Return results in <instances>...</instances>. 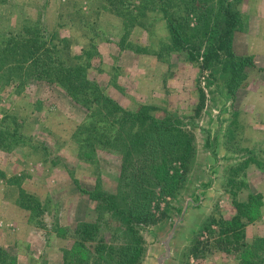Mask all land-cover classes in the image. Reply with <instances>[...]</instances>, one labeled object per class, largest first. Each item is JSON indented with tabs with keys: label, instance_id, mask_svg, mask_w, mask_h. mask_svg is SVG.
<instances>
[{
	"label": "rangeland",
	"instance_id": "1",
	"mask_svg": "<svg viewBox=\"0 0 264 264\" xmlns=\"http://www.w3.org/2000/svg\"><path fill=\"white\" fill-rule=\"evenodd\" d=\"M3 1L0 37L40 16L51 45L69 55H82L89 64L88 78L102 90L131 110L151 95L152 115L177 120V128L190 138L186 168L177 161L163 165L160 178L153 181L157 185L150 205L153 221L131 223L142 246L136 264H148L153 250L145 227L158 229L166 223L171 204L185 191L202 159V135L193 123L215 125L223 100L209 85L215 80L223 86L229 110L222 115L220 150L239 159L224 167L221 190L211 194L206 214L182 244L177 264H264V239L256 238L264 233L260 230L264 229V0L232 1L240 27L206 68L201 67V55L192 61L185 53L165 49L170 36L157 0ZM169 4L172 11L182 3L169 0ZM195 5L198 12L208 8L200 1ZM178 11L195 25L198 15ZM220 28L221 24L213 26L203 38L201 51L215 45ZM247 50L259 59L230 91V75L223 81L216 72L229 51L248 55ZM27 79L0 75V126L4 116L9 117L4 123L21 140L11 144V150L0 148V249L10 258L8 264H65L64 250L72 264L124 263L129 254L121 250L128 240L125 225L99 210L101 202L82 191L99 187L106 194L118 188L122 152L107 142L114 123L96 121L90 115L93 107H82L58 83ZM23 197H33L45 212L34 215L19 205ZM233 211L240 215L233 222L245 226L237 234L226 232L233 230ZM259 217L261 227L257 223L247 230V224ZM83 222L95 223L93 243L84 241L85 235L77 230ZM100 241L115 247L118 258L103 262L106 252L98 263L94 246Z\"/></svg>",
	"mask_w": 264,
	"mask_h": 264
},
{
	"label": "trees",
	"instance_id": "2",
	"mask_svg": "<svg viewBox=\"0 0 264 264\" xmlns=\"http://www.w3.org/2000/svg\"><path fill=\"white\" fill-rule=\"evenodd\" d=\"M157 1L162 3L160 11L170 36L165 49L185 53L187 59L192 61L200 60L201 55L202 68L209 67L212 60L218 56V52L226 49L234 31L240 27L239 11L232 4V1L237 0H180L182 4L172 11L170 8L173 6L169 7V0ZM198 1L208 5L206 12H198L199 7L195 5ZM174 6L176 7V4ZM181 9L188 14L198 15L195 25H190L189 16L178 11ZM219 24L220 36L215 45L201 51L199 47L203 43V38L206 39L213 32V26ZM54 37L59 41H66L58 36ZM228 53L220 71L222 75H230L227 85L229 90L233 91L244 77L245 69L254 62L251 55H236L230 51ZM160 55L161 52L157 53V56ZM88 67L89 64L83 60L82 55H69V51L63 53L59 51L58 45H51L50 39L46 38L45 28L41 27L40 16L33 23L27 22L18 28L8 30L0 37V75H14L20 80L26 75L27 81L30 79L33 83L56 82L82 107L86 109L93 107L90 115L95 117L96 121L112 120L114 123L108 131L107 142L122 152L118 188L106 194L99 187L82 191L90 198L101 202L99 210L104 209L111 219L125 225L128 240L121 250L129 254L126 260L122 259L124 263L117 264H136L142 246L141 239L131 223L153 221L150 205L155 198L153 188L157 186L153 181L160 178L163 165H171L177 161L184 169L186 168L191 150L190 138L177 128L179 123L177 120L170 117L164 119L154 117L151 113L155 109L153 105L140 103L136 109L131 110L118 103L95 81L88 78ZM8 118L4 116L1 120L0 148L11 150V146L21 143V140L15 131H11V125L5 124L4 119ZM27 201L28 204L23 203ZM18 202L34 215L41 216L45 212L44 205L41 206L33 197H23ZM239 219L238 211L230 220L233 230L229 229L226 232L237 234L242 231L244 223L233 222L234 220L238 222ZM94 226L93 222H83L77 226V230L85 235L84 241L93 243L96 240L92 233ZM240 236H244L243 233ZM94 248V252L99 256L98 263L100 256L106 252L109 254H105L103 262L108 260L112 262L118 258L114 255L116 248L106 246L101 241ZM68 255L69 251L64 250V262L72 264L68 263L70 260ZM9 262L10 258L3 249H0V264Z\"/></svg>",
	"mask_w": 264,
	"mask_h": 264
},
{
	"label": "water",
	"instance_id": "3",
	"mask_svg": "<svg viewBox=\"0 0 264 264\" xmlns=\"http://www.w3.org/2000/svg\"><path fill=\"white\" fill-rule=\"evenodd\" d=\"M216 73H219V78L223 81L227 77L222 75L219 68ZM209 86L222 98L223 104L216 109L213 127L193 123L202 135L203 156L188 180L185 191L171 204L166 223L158 229L145 227L153 249L148 264H177L182 244L194 233L198 219L206 214L211 194L221 190L224 167L239 159L237 156L221 153L220 150L222 115L229 110V96L215 80Z\"/></svg>",
	"mask_w": 264,
	"mask_h": 264
},
{
	"label": "crops",
	"instance_id": "4",
	"mask_svg": "<svg viewBox=\"0 0 264 264\" xmlns=\"http://www.w3.org/2000/svg\"><path fill=\"white\" fill-rule=\"evenodd\" d=\"M249 37H254L255 35H254V32H253V30L251 31V33L248 35ZM247 54L248 55H251L252 56V59H253V62H256V61H258V57H257V55L253 52V50H247ZM165 86V85H164ZM164 95H165V92H164ZM113 97V96H112ZM146 98H147V100H143V101H139V104L140 103H143V104H151V105H154L153 104V100H152V98H151V95H149V96H145ZM126 107V106H125ZM235 213H236V211H233L231 214L232 215H235ZM232 217V216H231ZM259 219V220H258ZM261 218L259 217V218H257L256 219V221H254V222H250L249 224H247V230L248 229H250L251 230V228H253L254 227V225L255 224H257L258 223V229L261 227ZM249 225V226H248ZM260 230H262V232H264V229H260ZM259 236H257L256 238H263L264 239V233L262 234V235H260V233L258 234Z\"/></svg>",
	"mask_w": 264,
	"mask_h": 264
}]
</instances>
